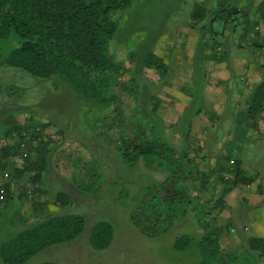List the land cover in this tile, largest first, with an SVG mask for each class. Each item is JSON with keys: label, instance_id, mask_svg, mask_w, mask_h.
<instances>
[{"label": "rangeland", "instance_id": "rangeland-1", "mask_svg": "<svg viewBox=\"0 0 264 264\" xmlns=\"http://www.w3.org/2000/svg\"><path fill=\"white\" fill-rule=\"evenodd\" d=\"M191 2L133 0L113 13L117 30L108 46L121 66V74L117 83L98 96H120L118 107L112 101L85 98L58 74L38 76L4 64V56L18 41L16 36L0 41V130L32 118L48 122L47 131L53 137L43 173L49 198H36V205L22 197L13 198L6 207L0 203V244L25 219L29 222V211L37 210L35 217L65 212L84 217L83 230L73 240L51 244L20 264H198L197 235L205 221L197 212L198 203L208 198V192L201 193L202 201L198 200L195 208L185 203L184 212L178 211L170 220L168 216V220L162 219L155 234L145 233L140 212L148 210L143 207L150 195L148 186L160 184L166 173L149 157L130 160L122 154L120 139L128 133L123 128L128 123L151 128L176 154L185 150L188 165L197 166L206 175L211 182L207 180L204 188L215 194H220L223 186L219 180L223 155L230 152L240 157L244 170L254 175L255 184L239 183L225 195V206L218 215L223 224L231 222L228 227L233 229L223 238L242 255L246 246L244 239L237 237L238 231L245 237L264 236V127L255 130L243 121L236 125L225 119L231 109L240 116L234 102L243 97L235 90L241 84L240 75L247 73L246 62L255 58L249 40L242 38V28L236 25L243 15L234 18L224 13L214 23L220 32L224 30L231 52L222 66H210L198 59V37H192L185 27ZM245 24L252 29V19ZM151 53L160 58L162 67L145 64ZM229 72L231 82L227 80ZM213 115L218 122L211 128ZM184 182L189 183L178 181L177 187ZM170 183L173 186L176 181ZM251 187L258 190L252 196ZM58 191L68 195L64 205L55 200ZM98 220L108 221L113 228L111 241L101 249L90 241ZM181 234L188 238L186 245L173 246L174 237ZM0 264H5L1 257ZM257 264H264V260Z\"/></svg>", "mask_w": 264, "mask_h": 264}, {"label": "trees", "instance_id": "trees-1", "mask_svg": "<svg viewBox=\"0 0 264 264\" xmlns=\"http://www.w3.org/2000/svg\"><path fill=\"white\" fill-rule=\"evenodd\" d=\"M132 1L0 0V41L11 36H16L18 41L4 56L3 63L38 76L58 74L85 98L112 101L118 107L120 96L98 95L117 83L121 74V66L113 59L108 43L117 30L113 13L124 9ZM237 10L235 4L225 5L216 11V16L220 18L226 13L235 18ZM208 11L205 3H196L190 17L200 21ZM145 64L163 66L160 58L152 53L147 55ZM263 110L264 76L255 85L245 109L244 118L248 120V126H258ZM120 121L118 125H122ZM34 125L40 127L41 140L38 142L32 140L34 133H30L31 136L24 134ZM47 125L48 122L29 118L24 122H12L0 130V203L4 207L13 200L15 189L19 198H28L35 205L34 200L43 192V173L51 156L53 138L48 134ZM123 128L129 131L120 139L122 154L130 160L140 156L149 157L151 162L157 161L166 173L160 184L148 186L150 195L143 204L148 210L140 212L141 220L145 222L142 224L145 233L155 234L162 219L168 216L170 220L178 211L184 212L183 204L195 208V203L201 200V193L207 191L209 196L198 203L197 211L200 217H205L201 232L197 235L198 264H257L258 260H264V236L242 237L246 246V252L242 255H237L223 238L233 229L232 226L228 227L231 222L223 224L218 215L225 206V195L239 183L250 184L254 181V175L248 174L241 165L240 157L230 152L223 155L224 163H219V180L223 186L220 194H215L214 190L204 188L209 181L206 175H202L197 166L192 168L188 165L185 150L176 154L172 146L164 144L151 128L140 123L124 124ZM25 138L27 141L21 146L20 142ZM24 151H27L26 155ZM202 178L204 181L200 183ZM186 180L189 183L184 182L177 187L178 181ZM170 181H176V185L172 186ZM55 200L64 205L68 195L58 191ZM83 227L84 217L79 213L36 216L1 242L0 257L5 264L23 263L51 244L73 240ZM112 236V225L108 221L98 220L91 229L90 241L95 248L101 249L109 244ZM187 240L184 234L176 235L173 246L181 248ZM37 264L58 263L42 261Z\"/></svg>", "mask_w": 264, "mask_h": 264}, {"label": "crops", "instance_id": "crops-1", "mask_svg": "<svg viewBox=\"0 0 264 264\" xmlns=\"http://www.w3.org/2000/svg\"><path fill=\"white\" fill-rule=\"evenodd\" d=\"M196 3H205L209 8L207 16L200 21L194 20L190 17V11ZM231 4H235L237 6V15H243V20H238L236 25L242 28V38L249 40V46L255 58H252V60L246 62L247 73L240 75L241 84L238 85L235 90V93L240 95L239 97H243V99L239 102H234L236 108L237 106L239 107L237 110H239L240 116H236L237 114H235L234 109H231L230 112L227 111L225 119L226 122H229L231 124L236 123V125L239 121H243L248 127V120L244 118L245 109L247 104L249 103V99L255 85L264 76V0H192L191 5L186 11L185 27L189 30V34L192 37H198L196 39V44H199L197 53L199 55L198 59L201 61L205 60L210 66L220 67L222 66L220 65V63L231 52V43L226 37L224 30L223 32L222 30L220 32L219 29L214 27V23L219 20V17L216 16V11L220 10L225 5ZM251 19L253 25L252 29L250 30L249 26H246L245 22ZM235 44L236 43L233 42L234 46H236ZM198 68H200L201 71H204V66L201 63H198ZM231 76L232 75L230 74V72L229 75L227 73L228 82H231ZM262 115L263 116H260V118L258 119V126L255 128V130H260L264 127V110L262 112ZM212 117L214 118V120L209 124L211 128H213L214 125L218 122V117H216L215 115H213ZM20 122H23L22 119L20 120ZM199 147L201 146L199 145ZM250 184L253 185L255 183L251 182ZM42 188L44 189L43 193L41 192V195L39 197H36L37 200H40L42 198H45L47 200L49 198L46 195L47 189L44 183H42ZM249 191H251L250 194L252 196L258 190L257 188L251 187ZM240 195H242V197L245 196L244 194ZM14 198L17 199L18 195L15 194ZM48 203L49 201L45 205L46 209L48 208ZM2 211L0 210V213ZM35 211L37 212V210ZM35 211L28 212V220L30 222L35 217ZM26 223L29 222L24 221L21 226L25 225ZM237 235L240 240L242 239V237H245L243 231L242 233L238 231Z\"/></svg>", "mask_w": 264, "mask_h": 264}, {"label": "built area", "instance_id": "built-area-1", "mask_svg": "<svg viewBox=\"0 0 264 264\" xmlns=\"http://www.w3.org/2000/svg\"><path fill=\"white\" fill-rule=\"evenodd\" d=\"M30 133H34L32 136L33 142H38L41 140L40 127L38 125H34L33 127H31L30 129H28L24 132V134H26L28 136H31ZM22 140H21L20 144H21V146H24L27 139L25 138ZM26 153H27V151L23 152L24 155H26ZM230 161H232V159Z\"/></svg>", "mask_w": 264, "mask_h": 264}]
</instances>
